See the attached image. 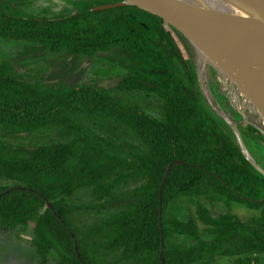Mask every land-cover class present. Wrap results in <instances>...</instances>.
Masks as SVG:
<instances>
[{
  "label": "trees",
  "instance_id": "16d2710c",
  "mask_svg": "<svg viewBox=\"0 0 264 264\" xmlns=\"http://www.w3.org/2000/svg\"><path fill=\"white\" fill-rule=\"evenodd\" d=\"M17 1L0 0V39H24L43 51L87 58L115 51L117 64L126 71L116 89L155 93L163 119L94 81L64 86L50 77H24L17 62L37 47L1 60V137L43 128L69 137L36 146L0 138V179L13 183L0 185V231L31 228L38 264L50 259L56 264H106L98 255L114 250L128 264H161V257L164 264H214L222 256L234 258V264H259L264 213L243 221L230 211L213 215L198 202L195 218L184 222L166 216L168 204L184 196L250 208L264 205V175L245 157L229 124L207 104L189 40L135 5L94 9L123 0H80L76 11L53 17L20 12ZM119 127L130 130L134 141L122 137ZM177 160L184 163H174L166 176ZM124 186L132 188L117 196ZM81 189H90L97 202L127 199L104 221L78 229L71 214L99 207L68 203ZM106 235L107 241L95 240ZM174 235L189 237L192 244H172Z\"/></svg>",
  "mask_w": 264,
  "mask_h": 264
},
{
  "label": "rangeland",
  "instance_id": "374dc122",
  "mask_svg": "<svg viewBox=\"0 0 264 264\" xmlns=\"http://www.w3.org/2000/svg\"><path fill=\"white\" fill-rule=\"evenodd\" d=\"M95 1V0H93ZM80 0H19L15 4L20 12L27 15L36 14L38 16H61L69 12H74L79 7ZM36 44L28 40H5L0 39V61H10L15 59L26 49H33ZM38 48V47H37ZM191 56L196 64L197 76L200 89L209 107L229 123L236 124L241 133L246 149L252 160L264 170V129L255 116L246 113L243 115L232 106L225 92L216 79L214 67L208 64L207 72L203 73L204 63L201 52L190 43ZM118 54L109 50L97 54L93 58L86 56H71L66 52L51 53L39 49L31 52L30 57L24 61L17 62V68L24 77L29 79L52 78L55 83L64 86H75L83 82L94 81L109 89V91L119 96L126 103H137L148 114L163 119L161 109V99L149 91H126L118 90L115 85L120 75L125 74V69L120 67L116 59ZM257 121V122H256ZM221 123V122H220ZM248 124V127L245 125ZM233 135L234 132L229 125ZM97 128V126H96ZM97 130L104 133L102 130ZM259 133H256L258 132ZM117 132L125 138L134 141L133 134L124 127L117 128ZM246 133V134H245ZM105 134V133H104ZM69 136L59 134L54 128H43L29 134H22L17 138H0L13 145L36 146L44 144H58L65 141ZM235 137V135H234ZM10 181L0 179V185H12ZM132 186L121 187L117 196L126 195ZM127 199V198H126ZM126 199L107 200L97 202L92 198L90 189L76 191L68 198V203L77 206H88L96 204V208H79L70 216L71 224L78 229L98 224L115 213ZM130 200V199H129ZM200 202L208 207L213 215L230 211L243 221L258 217L264 213V205L258 208H250L240 202L225 204L220 201L211 200L203 196H184L171 201L166 208V216L176 218L180 221H187L195 218L196 204ZM196 225L203 238L208 239L203 225L196 220ZM21 238H17L16 235ZM32 237L31 228H17L11 233L0 231V264H38L34 254V249L30 243ZM108 235L96 237L97 241H107ZM172 244H192L189 237L174 235L171 238ZM120 250H114L98 255V258L106 264H128L119 261ZM48 264H56L50 259ZM214 264H234V258L219 257ZM259 264H264V254L260 256Z\"/></svg>",
  "mask_w": 264,
  "mask_h": 264
},
{
  "label": "water",
  "instance_id": "95a60500",
  "mask_svg": "<svg viewBox=\"0 0 264 264\" xmlns=\"http://www.w3.org/2000/svg\"><path fill=\"white\" fill-rule=\"evenodd\" d=\"M196 1L198 8L178 0H123L100 5L94 9L103 10L116 6L135 5L162 18L219 66L235 84L248 88L253 94L264 99V90L258 83L247 76L232 72L228 66L229 64H264V29L261 27L263 8L258 0ZM226 122L231 126L245 157L264 175V170L252 160L246 149L237 125L227 120ZM174 163L184 162L179 160L172 162L167 168L166 176ZM162 187L163 183L159 191L160 212L162 211ZM47 207H51L50 203ZM75 250L78 251L77 244H75ZM161 264H164L162 257Z\"/></svg>",
  "mask_w": 264,
  "mask_h": 264
},
{
  "label": "bare ground",
  "instance_id": "6f19581e",
  "mask_svg": "<svg viewBox=\"0 0 264 264\" xmlns=\"http://www.w3.org/2000/svg\"><path fill=\"white\" fill-rule=\"evenodd\" d=\"M178 1L191 7L198 8L196 0ZM258 2L263 8L261 27L264 29V0H258ZM201 58L204 63V68L206 67L203 73L207 72L208 64L214 67L216 79L232 106L243 115L249 113L255 116L264 129V99L253 94L248 88L235 84L234 81L205 54H201ZM228 66L232 72L241 76H247L252 81L258 83L260 88L264 90V64H229Z\"/></svg>",
  "mask_w": 264,
  "mask_h": 264
}]
</instances>
